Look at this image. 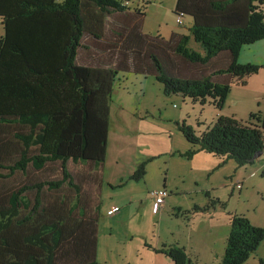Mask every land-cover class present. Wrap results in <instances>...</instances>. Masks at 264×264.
<instances>
[{
    "label": "trees",
    "instance_id": "obj_1",
    "mask_svg": "<svg viewBox=\"0 0 264 264\" xmlns=\"http://www.w3.org/2000/svg\"><path fill=\"white\" fill-rule=\"evenodd\" d=\"M131 1L0 0V264H113L97 261L99 212L93 203L103 180L109 122L96 110L100 92L88 83L91 69L107 76L104 101V85L110 101L118 72L127 71L154 77L167 96L181 94L221 110L234 79L245 85L264 67L238 62L242 47L264 40V0H177L175 14L192 23L188 34L168 39L142 31L145 10ZM191 40L201 51L189 46ZM81 51L87 64L78 61ZM215 62L223 66L215 68ZM176 124L191 144L178 153L187 159L202 151L222 159L219 168L232 161L238 169L264 154V113L247 120L221 114L199 134L185 120ZM153 158L142 160L129 180H142ZM69 161L84 170L73 174ZM56 164L60 179H40ZM230 182L242 186L241 180ZM161 188L167 196L153 214L171 193ZM220 203L209 198L189 213ZM228 228L220 264H247L264 229L242 214H229ZM144 246L172 264L192 263L181 246Z\"/></svg>",
    "mask_w": 264,
    "mask_h": 264
},
{
    "label": "rangeland",
    "instance_id": "obj_2",
    "mask_svg": "<svg viewBox=\"0 0 264 264\" xmlns=\"http://www.w3.org/2000/svg\"><path fill=\"white\" fill-rule=\"evenodd\" d=\"M176 2L177 0H132L130 5L144 8L146 13L142 26L144 33L154 36L159 34L168 39L172 33H189L191 18L188 15L184 16L181 25L176 22L174 12ZM2 33L3 28L0 24V35ZM189 46L201 51L200 45L192 40ZM78 61L88 63L82 51L79 53ZM238 62L264 65V40L242 47ZM214 66L221 68L223 62H215ZM93 70L95 69L89 72V85L97 84L96 88L100 92L97 109L102 112L101 114H108L111 124L108 156L102 169L103 180L93 203L98 204L99 212L97 239L100 249L97 261L106 258L115 262L113 264H155L154 256L147 254L143 244L147 242L150 246H159L161 240L160 244L163 240L177 238L180 241L178 246L185 244L188 248L194 242L200 244L195 252L187 249L191 264H220L229 229V214H242L252 224L264 229V170L261 169L264 168V154L257 157L252 164L238 168L241 171L239 174L241 187L231 185L230 178L225 181L222 177L223 172L208 175L210 165L203 162L201 157L207 155L202 152L187 159L178 156L177 151L173 158H169L172 149L184 152L191 148V144L178 130L172 118L183 116L186 124L199 134L211 126L221 114L234 116L237 120H247L250 113L262 115L264 67L247 77L245 85L234 79L221 110L208 101L200 104L181 94L167 96L163 93L162 84L154 77L127 71L118 72L120 89L126 87L127 93L119 91L111 95L110 101L107 94L104 101L102 84L107 76L105 74L99 76L98 70ZM146 76L148 77L145 80ZM141 77L146 81L141 104L155 102L160 108L153 110L152 107H148L151 110L148 114L144 108H140ZM222 79L220 78V82H223ZM122 123L129 132L135 131V134H139L137 136L139 139H132L129 147L120 151L119 162L115 163L119 148L116 137ZM153 156L154 158L146 164L145 177L140 181L129 180L130 174L137 166L135 162L139 158ZM215 159L218 163L221 162L217 157ZM68 168L76 174L85 167L69 161ZM217 175L220 177L217 178ZM39 177L49 180L60 179L59 165L46 167L43 175ZM120 182L125 183L120 186L118 185ZM222 182H226L228 186H222ZM164 184L171 193L165 199L157 216L153 217L150 193ZM211 187L214 188L210 189ZM207 191L210 199H218L221 203L216 204L215 210L209 207L206 211L196 212L191 223L193 212H189L193 205L207 204L209 200L206 196ZM114 207L121 209V214L120 212L107 214V210L109 212ZM207 213L213 216H206ZM208 228L211 229V233H204V229ZM260 258L264 259V239L247 264H260ZM167 260L170 261L168 257ZM170 263L172 264L171 261Z\"/></svg>",
    "mask_w": 264,
    "mask_h": 264
},
{
    "label": "crops",
    "instance_id": "obj_3",
    "mask_svg": "<svg viewBox=\"0 0 264 264\" xmlns=\"http://www.w3.org/2000/svg\"><path fill=\"white\" fill-rule=\"evenodd\" d=\"M174 7H175V5H174ZM145 16H146V13H145ZM191 18V17H190ZM191 23H192V19H191ZM191 23H190V25H191ZM189 25V26H190ZM3 35V33L0 35V36H2ZM148 76H146L144 79L146 80V78H147ZM135 79H137L136 77H135ZM144 79H143V77H141L140 78V83H141V89L139 90V91H141V94H140V97H139V99H140V104H141V102H143V98H144V95H145V90H144V88H146V84H145V82L146 81H144ZM89 80H90V78H88V83H89ZM91 81L93 82V79L91 78ZM94 83V82H93ZM96 83H94L93 84V86H90L91 88H93V89H97L96 88ZM104 87H105V93H106V95H107V84H105L104 85ZM120 91V93H123V92H125V93H127L126 91H127V88L125 87V88H122V89H120V80H119V77L117 76V80L116 81H114L113 82V89H112V91H111V95H113V94H116V93H118ZM109 95V94H108ZM119 94H117V96H118ZM112 97V96H111ZM106 99H107V96H106ZM148 107H152L153 108V110H154V108H156V109H160L159 108V106H158V104L157 103H155V102H152V103H143V104H141L140 105V108H144V111H145V113H149L151 110L150 109H148ZM96 110H97V112H98V115L99 116H101V117H103L102 115H106V116H104L105 118H107V120H108V122H109V132H108V145H107V152H106V157H105V161H104V163H103V166H102V169H104V167H105V163H106V161H107V154H108V150H109V141H110V132H111V124H110V119H109V116H108V114H101L102 112H100V110H98L97 109V106H96ZM152 110V111H153ZM173 119V121H174V123L176 124L177 122H181L182 120H183V116H177V117H175V118H172ZM135 124V123H134ZM177 125V124H176ZM135 132V131H134ZM134 132H129L125 127H124V125H123V123H122V126L120 127V130L117 132V137H116V141H117V143L119 144V148H118V154H117V159H115V163H118L119 162V159H120V151H122L123 149H126V148H128L129 147V145H130V142H131V140L132 139H139V137H137L139 134H135ZM131 134V135H130ZM178 151V153H183L181 150H175V149H172V150H170V152H169V158H173L174 156H175V153ZM187 151V150H186ZM185 152V151H184ZM202 151H199V152H197L194 156H197V155H199L200 153H201ZM202 153H204V152H202ZM205 155H207V156H205V157H201L202 159H203V162L205 161V162H207V163H209V165H210V169L208 170V175H214V174H218L219 172H223L222 174V177L223 178H225V181H227V179L228 178H232V179H237V181L239 180V174H240V172L241 171H239L238 169H236V164L234 163V162H232V161H228L227 163H225V164H223V166H221L220 168L218 167V162L216 161V157L215 156H213V155H210V154H206V153H204ZM208 155H210V156H208ZM178 156H180V154H178ZM193 156V157H194ZM212 156V157H211ZM180 157H182V156H180ZM217 159L219 160V161H222V159H219L218 157H217ZM142 160H144V158L143 159H141V158H139L135 163H136V165H138L139 163H140V161H142ZM193 160V159H192ZM244 168V167H243ZM262 170H264V168H261ZM210 176V177H211ZM209 177V178H210ZM217 178H219L220 177V175H217L216 176ZM167 183V182H166ZM221 185L222 186H224V187H226L227 186V184H226V182H222L221 183ZM163 187H167L166 186V184H164V185H162ZM159 188H161V187H159ZM214 187H211L210 189H213ZM155 189H158V188H155ZM175 189H177V188H175ZM209 190V189H208ZM171 191V190H170ZM128 207V206H127ZM121 209H118L117 211H116V213L117 212H120L119 214H121V211H120ZM107 214H108V210H107ZM151 214H152V216L153 217H156L157 216V214H153L152 213V211H151ZM195 215L196 214H192V216H191V223H193V218H195ZM206 216H209V217H212L213 215L211 214V213H207L206 214ZM204 233H206V232H208V234L209 233H211V229L210 228H208V229H204V231H203ZM162 241V240H161ZM160 241V242H161ZM202 241L203 242H205L203 239H202ZM160 242H159V246H151L152 248H159L162 244H170V245H172V244H176V245H178L179 244V240L177 239V238H173V240H163V242H162V244H160ZM169 242V243H168ZM200 243H202V242H200ZM144 245V244H143ZM198 245H200L199 243H197V242H194L193 243V245H190L188 248L189 249H192L193 250V252H195L196 250H198L199 248H198ZM179 246H181V247H183L184 249H185V251L187 252L188 250V248H187V246L185 245V244H180ZM145 247V250H146V252H147V254H152L153 256H154V261H155V264H171L170 263V261L169 260H167V257L166 256H164L163 254H160V253H156V252H154L153 251V249H151V248H149V247H146V246H144ZM99 249H100V247H99V244H98V247H97V258L99 257ZM191 250V251H192ZM150 252H152V253H150ZM188 253V252H187ZM151 256V255H150ZM100 261L101 262H111V261H109V260H106V258H101L100 259ZM111 263H115V262H111Z\"/></svg>",
    "mask_w": 264,
    "mask_h": 264
},
{
    "label": "built area",
    "instance_id": "obj_4",
    "mask_svg": "<svg viewBox=\"0 0 264 264\" xmlns=\"http://www.w3.org/2000/svg\"><path fill=\"white\" fill-rule=\"evenodd\" d=\"M182 18H183V13L179 12L176 15V22L178 24L182 23ZM151 195L153 197V205H152V212L156 213L161 205V203H163L164 198L167 196V191L164 188H161L159 190H155L151 192ZM118 210L117 207H114L111 211H109L108 213L111 212H116Z\"/></svg>",
    "mask_w": 264,
    "mask_h": 264
},
{
    "label": "water",
    "instance_id": "obj_5",
    "mask_svg": "<svg viewBox=\"0 0 264 264\" xmlns=\"http://www.w3.org/2000/svg\"><path fill=\"white\" fill-rule=\"evenodd\" d=\"M259 155V154H258Z\"/></svg>",
    "mask_w": 264,
    "mask_h": 264
}]
</instances>
